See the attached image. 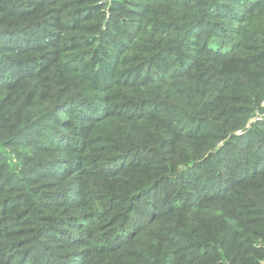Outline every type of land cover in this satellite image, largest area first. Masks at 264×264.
Masks as SVG:
<instances>
[{
	"label": "trees",
	"instance_id": "16d2710c",
	"mask_svg": "<svg viewBox=\"0 0 264 264\" xmlns=\"http://www.w3.org/2000/svg\"><path fill=\"white\" fill-rule=\"evenodd\" d=\"M264 0H0V264L264 262Z\"/></svg>",
	"mask_w": 264,
	"mask_h": 264
},
{
	"label": "rangeland",
	"instance_id": "374dc122",
	"mask_svg": "<svg viewBox=\"0 0 264 264\" xmlns=\"http://www.w3.org/2000/svg\"><path fill=\"white\" fill-rule=\"evenodd\" d=\"M262 106H264V103L262 104ZM259 120V119H263L264 120V115H263V113L261 112V110L259 109H257L256 108V110H255V114H254V116H253V118H252V123L255 125L256 123L255 122H262V121H256V120Z\"/></svg>",
	"mask_w": 264,
	"mask_h": 264
},
{
	"label": "built area",
	"instance_id": "2783aa9c",
	"mask_svg": "<svg viewBox=\"0 0 264 264\" xmlns=\"http://www.w3.org/2000/svg\"><path fill=\"white\" fill-rule=\"evenodd\" d=\"M262 120H263V119H259V120L257 119L256 121H262ZM262 264H264V262H262Z\"/></svg>",
	"mask_w": 264,
	"mask_h": 264
}]
</instances>
